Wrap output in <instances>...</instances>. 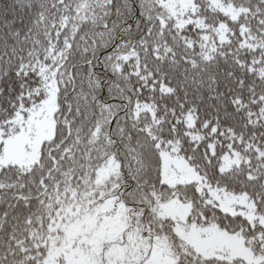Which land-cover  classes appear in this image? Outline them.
Returning a JSON list of instances; mask_svg holds the SVG:
<instances>
[{"label":"snow or ice","instance_id":"snow-or-ice-1","mask_svg":"<svg viewBox=\"0 0 264 264\" xmlns=\"http://www.w3.org/2000/svg\"><path fill=\"white\" fill-rule=\"evenodd\" d=\"M0 264H264V0H0Z\"/></svg>","mask_w":264,"mask_h":264}]
</instances>
